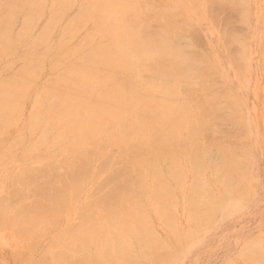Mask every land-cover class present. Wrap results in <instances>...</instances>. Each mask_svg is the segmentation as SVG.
Segmentation results:
<instances>
[{
    "label": "bare ground",
    "instance_id": "1",
    "mask_svg": "<svg viewBox=\"0 0 264 264\" xmlns=\"http://www.w3.org/2000/svg\"><path fill=\"white\" fill-rule=\"evenodd\" d=\"M148 1L0 0V67L12 71L6 61H20L17 73L0 77V157L28 136L21 154L37 156L33 165L0 175V229L19 248L12 261L19 256L18 264H176L190 246L203 248L198 227L210 228L219 214L234 211L252 187L245 124L255 122L263 137L264 108L243 122L234 89L219 85L214 67L191 46L193 26L170 9L148 8L154 5ZM161 1L189 5L202 21L215 20L225 8L240 10L239 22L244 15L237 3L242 7L246 0ZM232 17L221 19L225 26L217 35L225 37L227 69L240 73L249 50L246 33L235 35L240 29ZM169 35L182 42L189 36L190 42L179 48ZM95 36L103 44H95ZM161 44L172 47L170 53ZM46 70L52 76L32 99L29 86ZM103 82L110 86L103 88ZM27 103L37 112L23 119ZM43 114L58 127L30 137ZM48 135L51 149L36 154ZM108 144L115 150L106 151ZM180 204L182 218L174 213ZM262 240L237 236L245 259L264 264Z\"/></svg>",
    "mask_w": 264,
    "mask_h": 264
},
{
    "label": "rangeland",
    "instance_id": "2",
    "mask_svg": "<svg viewBox=\"0 0 264 264\" xmlns=\"http://www.w3.org/2000/svg\"><path fill=\"white\" fill-rule=\"evenodd\" d=\"M150 1L154 5H152V4L149 5V3H148L147 4L148 8L152 7V8H156L159 10L163 9V8L170 9L169 10L170 12H172L173 14L177 13L180 16V17L178 16V18L176 17L177 19L180 18V20L183 19L186 23L189 22L190 27H192V26L193 27L195 26V28L197 27V29H198L197 31H199V33H200L199 43H198V39H197V37L199 35L197 34L196 31H194V29L192 27L193 33L196 34V40L195 41L197 43L194 41L195 45H193V43H194L193 42L191 44V46L193 48H195L196 52L201 54L202 57L203 56L205 57L206 63L208 65H211L212 67H214L213 70L217 73V75L215 74V77L216 78L218 77L219 85H221L223 87H227V88L232 87L234 89V91L236 92V94L238 96V101H239V103L242 107V110H243V114H244L243 122H245L249 116H251V115L255 116L256 113L258 114L259 112H261V110L264 108V0H246L243 5L241 4L242 7L240 6V4L237 3V5L242 9V15H244L243 20L241 19L242 20L241 24H239V22L241 20L239 22H237V20H239V18H240V16H238L237 13L241 14L240 10H237L235 12L232 9L230 10L228 8H225L223 10H220L219 11L220 13L219 12L217 13L218 15L220 14L219 16H213L216 21L213 18L212 19L210 18V20H209V17L208 18L206 17V19L202 21L194 13L191 12V10H192L191 6L186 5L184 3H182V6H181L180 3H174V2H170V1L163 2V1L159 0V2H158L157 0H149L148 2H150ZM155 3H156V5H155ZM84 4H86V2ZM87 4H88V2H87ZM142 4H143L141 6L142 8L141 7L140 8L142 10L143 9L145 10L144 6H146V4L144 2ZM77 7H79V6H77ZM140 8L136 7L135 10L139 11ZM227 10L229 11V13L230 12L231 13L233 12V13L228 16L229 13ZM69 11L72 14L74 12V9H72V8L69 9L67 14L69 13ZM222 11H224V13H226V14L228 13L226 16H224L225 18L222 17L224 14V13L222 14ZM177 14H175V15H177ZM232 15H234V17L236 16L234 19H236L235 22L237 23V25H234L231 22L230 23L234 26V28L240 29V31L236 30L235 35H237L240 32L246 33L245 36H247L246 37L247 42L243 39L242 40L244 42L243 44L247 45L248 50H249L248 57L244 61V67L242 68V72H240V73L236 72V70H234L233 68L227 69V65L230 62L231 58H229L230 55H227L228 51L227 52L225 51L226 50L224 48V46H226L225 41L222 42V40H225L224 39L225 37L219 35L220 37H222L220 39V37L217 35V34H219L218 30H221L220 28L222 26H225L224 25L225 21L223 19L226 20V18H228L227 20L231 21V20H233ZM45 18H42L41 20L36 22L35 29H37V28L40 29V27L42 26V23H44V21H45ZM68 18H69V14L67 15L66 18L64 17L63 22L68 20ZM221 19L224 21V22L222 21L223 24L221 22ZM245 19H247L246 20L247 24H245V22H243ZM212 20H214L215 22L214 21L212 22ZM232 22H234V21H232ZM215 24L217 26H215ZM238 24H239V26H241V25L242 26L238 27ZM90 25H91V23H90ZM37 26H39V27H37ZM87 26L89 27V23L87 24ZM232 28L233 27H231L230 28L231 31H229L231 33H232ZM86 30L87 29H85V31ZM245 30H246V32H245ZM234 31H233V33H234ZM237 31H239V32H237ZM173 36H175V37H173ZM237 36H240V35L238 34ZM168 37H170L169 39L171 40L170 41L171 44L174 43L179 48H181V47L185 48L186 46L185 47H183V46L185 44L186 45L189 44V42H190L189 36H188V38H186L187 40H189V42H187L186 39L182 42L183 38L177 37L176 35H169ZM96 39L97 40L94 41L95 44H97V43L99 44L100 42L102 43L104 41L101 39L100 36L96 37ZM200 39H201V41H200ZM240 39H241V37H240ZM202 41H204V42H202ZM180 44L181 45L183 44V46H180ZM199 44H200V48H202V50L205 47H207V52H204V51L202 52L200 50L199 46H197ZM205 44H206V46H203ZM223 44H224V46H223ZM201 45H202V47H201ZM191 46H190V48H191ZM160 47L162 50H165L168 53H170V50H168V47L170 49H172V47H170V46H168V47H166V49H164L165 45H163V44H161ZM174 47H176V46H174ZM197 47L199 49H197ZM208 49H209V51H208ZM11 59L7 60L6 62L10 63L9 61H11L13 63V67H14L13 69L14 70H12V71L7 70L6 71V69L3 68L5 65H3V67H0V77L10 75L13 72L17 73V69H15V68L17 66L20 67V61L17 60V61H15V64H14L15 58L13 59V61ZM3 62L4 61H0V66H2ZM256 69L257 70L259 69V71H257ZM1 70H2V72H1ZM219 70L221 71V73H222V71H224L225 73L228 72L230 79L227 80L223 74H222L221 78H219V76H218ZM5 71L8 73H6ZM101 73H100V75H103L105 72L103 71ZM47 74H49V75H47ZM50 76H52V74L49 73L48 70H46L42 74H39L35 80H33L34 83H32V85L29 86V91L31 92L30 94H32V96H31L32 99H33V95L35 94V91L37 90V88L42 86L45 81H48ZM118 76L121 77L120 74ZM39 77H40V80H38ZM259 78H261V79H259ZM256 81H257V84H256ZM220 82H223V83H220ZM260 84H261V87H260ZM38 85H40V86H38ZM101 85L103 88H105L108 85L110 86V83L106 84V82H103ZM59 94H60V90L56 93V95L54 97L58 98ZM31 98H30V100H31ZM255 99L257 101H255ZM53 100H51V101H53ZM259 100L261 101V104L259 103ZM256 103L259 106L256 105ZM57 105H59V104L57 103ZM256 107L258 108V111L256 110L257 109ZM24 111L27 114L24 113ZM33 111L34 110L32 109V106L30 103H29V105H28V103L25 104L24 109L22 110V118L23 119H24V117L28 118L32 114H35L37 112V111H35V113H34ZM45 116H46V118H45ZM48 116L49 115L43 114L40 117V115H39V118H41L42 121L39 122L38 128L35 130V132L30 137L33 136L32 138H34L38 134V132L40 130H42V128H46V126L50 127V128H54V129H55V127L56 128L58 127L57 125H54L51 123L50 117H48ZM255 119L248 120L247 123L252 121V120H255ZM254 123L255 122H250L248 125L245 124V127L248 131V143H246V146H249L248 148L246 147V152L249 153V155L248 154L247 155L249 156L248 159L251 162L250 163L251 165L249 168L250 169L249 170V177L247 179H249L250 186H252V187L249 189L248 193L245 194L243 196V198L241 199L242 204L238 205L234 211L228 212L225 214H219L216 217L217 219H215V224L213 226H211L210 228L208 227V225H206V226L201 225L202 227L201 226L198 227L199 231H200V232L199 231L197 232V234H199L198 237L204 236V238H203L204 243L201 245V247H203V248L199 249L198 246L193 245L192 249H191V246H190L188 248V250L181 257L178 258V260H180L182 258L183 259L176 264H224L227 261H230L233 264H241V263H245V261H246L245 264H256V263L252 262L251 259H248V258L245 259L246 257H245V255H243L244 252L241 250V248L243 247V245H242L243 242L237 241V236H239V235L243 236L245 239L250 238V239H256L257 240V238H258L259 240H261V238H262L263 239L262 241H264V139H263L264 136L259 137V135H258L259 133H257L256 131H260V130H259L258 126L256 125V123L255 124ZM231 125H234V124H224V126H231ZM249 131H250V133H249ZM261 135H263V134H261ZM28 139H30L29 136L23 142L24 144L22 143L21 145H19L20 148L17 145V147H14L11 152L0 157V175H4L6 172H10L12 170H15L20 166L33 165L35 163L34 160L37 157V156L35 157V155H34L35 152L32 155L21 154L22 150L27 146V144L29 142ZM236 139L243 140L245 138L236 136ZM26 141H28V142H26ZM50 144H51V135H48L47 143L42 148H40L41 150L38 149L36 154L45 153L46 149L50 148V146H49ZM112 147H113L112 145L111 146L109 144L106 145V151H114L115 148L113 147L114 148L113 149ZM54 150H59V148L56 147V148H54ZM13 156L16 159H12ZM22 160H24V161H22ZM27 161H30V162H27ZM169 182L173 186V190H175L174 185H173L174 184L173 180L169 179ZM82 196L84 198L85 195H82ZM174 211H175V209H174ZM174 213H176V216H178L179 218L184 217L182 204H180L176 208V211ZM149 217H150V221L152 222V225L154 227V231L158 234V236H160V235L163 236L162 235V229L163 228L158 223L157 219L152 214H149ZM205 227H206V229H205ZM55 233H57V232L55 231L53 234H55ZM47 237H48V239L52 238V236L51 237L47 236ZM47 237L44 238V240L42 239V241H41V243H44V244L40 243L41 245H39V247L37 248V249H39V252L43 251V249L40 250V248H44V247H40V246H45L46 243L48 244L49 240L47 239ZM18 249L19 248L15 247L11 235L7 234L6 231L0 229V256H1L0 257V264H18L19 262H18V260H16L19 257V256H16L18 254L15 255L16 256L15 260L12 261V258L14 259L12 253L15 251L17 253ZM39 252L38 253L35 252V253L40 255ZM13 254H15V253H13ZM38 255H35V257ZM5 260H8V262Z\"/></svg>",
    "mask_w": 264,
    "mask_h": 264
}]
</instances>
